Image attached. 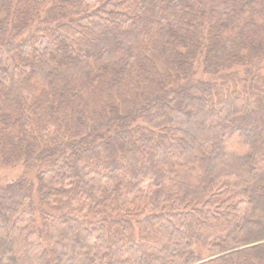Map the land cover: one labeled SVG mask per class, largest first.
Wrapping results in <instances>:
<instances>
[{
	"label": "trees",
	"instance_id": "1",
	"mask_svg": "<svg viewBox=\"0 0 264 264\" xmlns=\"http://www.w3.org/2000/svg\"><path fill=\"white\" fill-rule=\"evenodd\" d=\"M17 167L0 264H264V0H0Z\"/></svg>",
	"mask_w": 264,
	"mask_h": 264
},
{
	"label": "rangeland",
	"instance_id": "2",
	"mask_svg": "<svg viewBox=\"0 0 264 264\" xmlns=\"http://www.w3.org/2000/svg\"><path fill=\"white\" fill-rule=\"evenodd\" d=\"M202 72L199 70L196 76H201ZM23 173L22 168H2L0 169V180L2 183L12 180L13 178L21 175Z\"/></svg>",
	"mask_w": 264,
	"mask_h": 264
}]
</instances>
